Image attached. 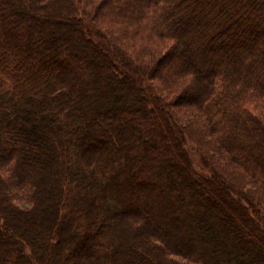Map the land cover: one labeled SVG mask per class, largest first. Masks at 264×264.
<instances>
[{
	"label": "trees",
	"instance_id": "1",
	"mask_svg": "<svg viewBox=\"0 0 264 264\" xmlns=\"http://www.w3.org/2000/svg\"><path fill=\"white\" fill-rule=\"evenodd\" d=\"M253 105L264 0H0V264H264Z\"/></svg>",
	"mask_w": 264,
	"mask_h": 264
},
{
	"label": "rangeland",
	"instance_id": "2",
	"mask_svg": "<svg viewBox=\"0 0 264 264\" xmlns=\"http://www.w3.org/2000/svg\"><path fill=\"white\" fill-rule=\"evenodd\" d=\"M116 35H113V37H115ZM136 43H134L133 44V50L134 49H136ZM130 50L132 51V49L130 48ZM194 93V92H193ZM191 96V95H190ZM192 97V96H191ZM180 102H181V107H180V109H179V112H178V114H179V116H180V114H183V116H185V117H189V113H193V114H195V112H193V111H191L192 110V108H190V105H189V101H186L185 99L184 100H182V99H178ZM251 109H252V111H254L255 113H257L258 115H260L261 117H264V107H257V106H255V105H253L252 107H251ZM180 111H181V113H180ZM188 112V113H187ZM199 114V113H198ZM197 114V112H196V114H195V117H194V120L195 121H198L197 119L198 118H196V115L199 117L200 116V114L198 115ZM181 117V116H180ZM202 119V117L199 119V120H201ZM162 125H164L163 124V122L161 123ZM161 125V126H162ZM164 127H165V125H164ZM163 127V128H164ZM170 139H172V138H170ZM211 140V139H210ZM187 147H188V149L190 150V152H191V154H192V158H193V160H194V163H195V165L197 166V169H199L200 171H202L203 170V167H202V165H201V163H200V160H199V157L197 156V154L195 153V151H196V147H195V145L190 141V143L187 145ZM250 187V186H249ZM260 190V189H259Z\"/></svg>",
	"mask_w": 264,
	"mask_h": 264
}]
</instances>
